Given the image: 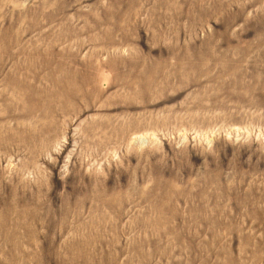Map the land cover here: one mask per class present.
Masks as SVG:
<instances>
[{
    "label": "rangeland",
    "instance_id": "374dc122",
    "mask_svg": "<svg viewBox=\"0 0 264 264\" xmlns=\"http://www.w3.org/2000/svg\"><path fill=\"white\" fill-rule=\"evenodd\" d=\"M0 264H264V0H0Z\"/></svg>",
    "mask_w": 264,
    "mask_h": 264
}]
</instances>
